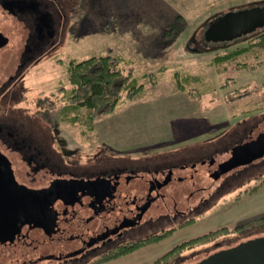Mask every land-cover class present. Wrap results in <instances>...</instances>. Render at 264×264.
Returning <instances> with one entry per match:
<instances>
[{
  "label": "rangeland",
  "instance_id": "1",
  "mask_svg": "<svg viewBox=\"0 0 264 264\" xmlns=\"http://www.w3.org/2000/svg\"><path fill=\"white\" fill-rule=\"evenodd\" d=\"M256 6L264 7V0H80L72 11L71 33L59 53L54 58L42 60L25 73L22 83L26 90H21V95L18 94L21 99L11 101L8 108L16 111V116L22 115L24 120L26 114L30 116L38 109L35 105L37 98L47 96L51 100L47 106L52 110L55 107L63 109L67 102L65 94L70 87L66 71L70 62L102 55L110 47L117 54L133 59L134 79L138 84L147 83L144 77L159 69L165 68V72L158 81L154 79L157 81L154 85L146 84L144 93L133 100L122 98L113 112L93 123L92 130L85 129L79 122L72 124L61 119L59 130L66 145L65 152L78 149L75 153H79L82 163L94 154L90 168L97 170L111 167L116 161L124 162L127 158L158 155L157 162H170L182 154L193 155L196 148L204 145L205 139L214 137L222 128L230 129L241 120L251 123L264 119V94L253 93L250 99L233 104L224 100L226 92H234L239 87L251 90L264 84V66L235 71L227 69L220 73L222 67L217 69L208 64L215 53L246 46L253 33L228 42L212 43L209 47L202 44L203 30L210 20L227 12ZM0 27L5 30L4 36L0 34L1 88L16 66L17 48L21 49L24 31L1 9ZM262 53L264 55V48ZM179 68L199 78L198 82L192 81L187 86L193 90V95L173 91V75ZM227 78L234 83L223 88ZM249 109L253 114L251 111L243 113ZM79 114L83 117L85 110ZM34 125L38 126L37 122ZM251 201L218 217L206 213L207 218L196 226L105 264H151L185 238L230 222L231 228L242 215L247 218L264 215V186ZM229 202L227 200L226 204ZM121 205L118 203L113 211L115 218L119 216L117 221L120 223L124 222L126 215V210L119 208ZM105 210L100 215L89 212L88 217L93 218L89 223L105 229V232L115 230L110 212ZM102 215L107 216L101 218ZM45 264L55 262L49 260Z\"/></svg>",
  "mask_w": 264,
  "mask_h": 264
},
{
  "label": "flooded vegetation",
  "instance_id": "2",
  "mask_svg": "<svg viewBox=\"0 0 264 264\" xmlns=\"http://www.w3.org/2000/svg\"><path fill=\"white\" fill-rule=\"evenodd\" d=\"M78 1L0 0L1 11L16 20L24 31L21 49L17 48L16 66L0 88V153L6 157L10 167L30 183L71 180L81 185L86 183L90 186L94 182L100 186L85 188L88 192L89 189L90 192L114 190L119 186L124 189L139 187L142 191L137 198L144 197L150 201L142 214L131 220L127 227L119 228L78 256L52 262L85 264L121 244L132 245L156 238L159 240L155 243H159L196 226L208 214L218 217L250 204L264 186V155L227 171L224 168L229 165L231 150L246 141L253 129L264 128V119L250 124L241 120L243 124L238 122L230 129L222 128L214 137L205 139L204 145L196 148L193 155L182 154L170 162H157L158 155L143 159L127 158L124 162L116 161L111 167L97 170L90 168L94 154L82 163L79 153H75L78 149L72 153L65 152L66 145L59 130L64 108L52 110L47 106L51 102L49 97L37 98L35 105L38 109L30 116L26 114L24 120L22 115L16 116L17 112L8 108L11 101L21 99L20 91L26 90L22 83L25 73L42 60L54 58L59 53L71 33L72 11ZM0 34H5L1 27ZM202 44L209 47L212 43L207 45L202 41ZM249 111L253 114L250 109L243 113L248 114ZM69 156L72 159H68ZM227 200L230 202L226 204ZM128 213L138 215L130 207ZM240 218L233 222L231 228L230 222L185 238L151 264H198L221 249L264 237V215L251 218L242 215ZM145 247L149 246L141 248Z\"/></svg>",
  "mask_w": 264,
  "mask_h": 264
},
{
  "label": "water",
  "instance_id": "3",
  "mask_svg": "<svg viewBox=\"0 0 264 264\" xmlns=\"http://www.w3.org/2000/svg\"><path fill=\"white\" fill-rule=\"evenodd\" d=\"M259 29H264V7L256 6L227 12L210 20L202 39L207 45L223 43ZM263 155L264 128H255L246 141L231 150L229 165L224 171ZM70 181L30 183L13 170L0 153V264H37L78 256L119 228L127 227L150 201L137 198L142 191L139 187L124 189L119 186L114 190L90 192L89 189L88 192L85 188L100 186L94 182L89 186ZM118 203L122 204L119 208L126 210L121 223L113 212ZM128 207L138 215L128 213ZM105 209L110 212L115 230L105 232L96 224H90L93 218L88 217V213L100 215V212H106ZM198 264H264V237L221 249Z\"/></svg>",
  "mask_w": 264,
  "mask_h": 264
},
{
  "label": "trees",
  "instance_id": "4",
  "mask_svg": "<svg viewBox=\"0 0 264 264\" xmlns=\"http://www.w3.org/2000/svg\"><path fill=\"white\" fill-rule=\"evenodd\" d=\"M263 48L264 29H259L247 40L246 46L236 47L232 51L215 53L208 64L215 66L217 69L222 67L219 70L220 73L227 69L235 71L262 67L264 66ZM132 65L133 59L117 54L110 47L102 55L90 56L71 62L66 70L70 87L65 94L67 102L64 105L61 119L68 120L72 124L79 122L85 129L92 130L93 123L99 117L113 112L122 98L133 100V98L144 93L146 84L154 85L165 72V68L159 69L154 74L151 73L144 77L147 83L138 84L134 79L135 70ZM155 78L157 81L154 80ZM173 79V91H186L189 95H193L194 92L187 86L192 81H199L198 77L188 74L184 71V68H179L174 72ZM230 82L234 83V80L227 78L222 87L224 88ZM253 93L264 94V84L251 90L250 88L239 87L234 92H226L224 100L237 102V100L252 96ZM83 109L85 114L81 117L79 111ZM157 240L159 239L133 243L132 245L131 243H128V245L121 244L85 264H105L139 250L141 247L150 246Z\"/></svg>",
  "mask_w": 264,
  "mask_h": 264
}]
</instances>
